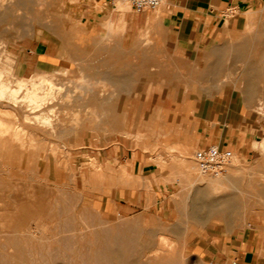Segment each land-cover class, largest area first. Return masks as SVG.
<instances>
[{
  "label": "rangeland",
  "instance_id": "rangeland-1",
  "mask_svg": "<svg viewBox=\"0 0 264 264\" xmlns=\"http://www.w3.org/2000/svg\"><path fill=\"white\" fill-rule=\"evenodd\" d=\"M104 1L106 0H42L43 4H39L37 0H13V6L7 5L5 10L0 8V30H7V33L0 34V43H6L10 51L20 58V78L39 71L71 86L73 91L80 86L76 91L86 92L90 87H97L96 84L98 87L94 89L99 90L100 81L106 80L111 83L113 90V97L110 99L100 100L97 93L90 97L88 103L81 101L68 107L70 110L67 108L66 111L65 107L56 108L58 119L54 126L61 125L57 129L64 134L60 138L49 135L43 142L45 151H36L30 165L26 164L23 157L14 168L13 178L0 166L1 179L12 187L8 194L16 193L17 187L19 190L31 187L38 196L37 203L29 209L32 214H38L32 222H16L15 228L6 233L3 232L0 221V256L11 255L17 259L20 256L21 264H82L88 257L102 255L109 258L110 264H119L124 258L126 264H150L153 256H160L161 264H176L177 260L180 261L178 264H212L195 252L194 244L199 242L196 235L205 232L203 224L211 226L209 232L216 234L227 223H234L246 233V237L252 239L254 245L261 247L263 252L255 255L259 259L256 264H264V232L241 228L239 220H235L237 216L248 214L251 215L248 223L264 228L263 131L261 140L255 141L251 159L238 160L234 154L233 163L223 176L236 172L237 176L231 184L225 185L221 193L198 202L199 206L194 207L191 215L192 218L196 217L195 221L162 222L156 216L143 213L120 216L104 206L106 198L114 196L115 188L125 185L126 175L119 172L124 164L123 160H129V156L138 151H147L148 148L156 151L159 148L156 145L153 148L147 146L151 144L150 139L155 137L153 124L158 117L162 89L174 80L163 77L174 70L170 63L155 62L156 58L151 56L149 58L152 63L144 70L146 59L138 60L135 52L131 53L116 38H102L95 45L91 40L86 43H82V39L77 40L80 29L72 18V13L81 10L84 3L98 6ZM122 1L130 3L129 0ZM120 3L122 2L119 1L118 4ZM250 14H255V18L251 16L253 20ZM250 14L246 15L239 31L227 34L219 43L207 49L202 60L196 63V80L199 83L206 80L207 86L212 82L214 91L225 89L228 95L247 98L248 105L260 118L263 128L264 110L261 112L259 104L264 105V2L258 12ZM14 28L25 33L17 35ZM50 46L53 57H48L46 61L44 56L37 55V52H43L44 49L48 51ZM225 86L226 88L221 89ZM93 109L97 113L95 119L89 114ZM77 120L80 121V128H77ZM176 148L180 151L182 147ZM165 150L172 155L169 148ZM52 151H55L54 154ZM195 151L191 149L187 155L181 151L180 153L189 158L194 174L201 175L194 161ZM173 160L170 157V161ZM126 171L128 173L127 168ZM8 204H11V200H0V210ZM12 205L18 206L17 201L14 200ZM211 216L214 218L207 220ZM215 216H224L225 219H216ZM202 237L206 239L209 236L204 233ZM119 240H127L129 243L133 241L135 245H131L138 253L134 252L132 257L128 255L126 258L123 252L110 243ZM8 263L11 264H5Z\"/></svg>",
  "mask_w": 264,
  "mask_h": 264
},
{
  "label": "crops",
  "instance_id": "crops-1",
  "mask_svg": "<svg viewBox=\"0 0 264 264\" xmlns=\"http://www.w3.org/2000/svg\"><path fill=\"white\" fill-rule=\"evenodd\" d=\"M263 2L161 0L157 9L137 13L130 3L124 10L117 8L118 2L111 4L106 0L98 6L84 3L81 10L72 13L80 29L77 40L82 39V43L91 40L95 45L102 38H116L131 53L135 52L138 60L146 59L144 70L152 63L151 56L156 58L155 62H168L174 67L171 73L163 75L174 80L162 89L158 117L153 124L155 137L147 146L159 148L141 150L129 156V160H123L119 172L126 175L125 185L116 187L114 196L109 195L108 199L104 196L105 207L120 216L143 213L156 216L162 222L195 221L196 217H191L194 207L208 198L197 193L201 188L206 191V187H190L187 173L192 164L181 153L187 155L191 149L217 146L231 150L236 159L253 157L255 141L261 140V132H264L260 118L244 96L228 95L223 89L226 86L214 91L210 81V86L206 85V80L199 83L195 67L207 49L227 34L239 31L246 15L258 12ZM49 48L37 55L47 61L48 57H53L51 46ZM102 82L110 85L109 81ZM176 146L187 150L180 148V153ZM165 148H169L172 155ZM170 157L174 160L170 161ZM250 216L240 215L235 220H239L241 228L264 232V228L247 222ZM212 218L214 216L207 220ZM203 227L205 232L195 237L199 238L194 244L195 252L212 264H256L255 255L263 252L234 223H227L216 234L209 232L211 226L203 224ZM204 233L209 237L203 238Z\"/></svg>",
  "mask_w": 264,
  "mask_h": 264
},
{
  "label": "bare ground",
  "instance_id": "bare-ground-1",
  "mask_svg": "<svg viewBox=\"0 0 264 264\" xmlns=\"http://www.w3.org/2000/svg\"><path fill=\"white\" fill-rule=\"evenodd\" d=\"M40 3H42V0H37ZM49 1V0H48ZM128 1V0H127ZM16 2V1H15ZM14 2V5H16ZM26 2V1H25ZM28 2V1H27ZM118 4L117 8L124 9L126 7V3L123 2ZM47 3V2H45ZM44 3V4H45ZM13 6V0H0V8L3 10L5 6L11 5ZM27 4V3H26ZM43 4V3H42ZM128 6V4H127ZM11 7V6H10ZM40 7H43L40 5ZM20 8V7H19ZM18 8V9H19ZM118 8V9H119ZM128 8V7H127ZM44 9V8H43ZM46 9V8H45ZM5 10V9H4ZM15 10V9H14ZM122 11V10H121ZM16 12V11H15ZM44 12V11H43ZM120 12V11H119ZM125 12V11H123ZM11 13V12H10ZM13 13V12H12ZM20 14V13H19ZM255 15V14H253ZM250 14V17L252 16ZM8 16V15H7ZM123 16V15H122ZM251 19L253 20V17ZM4 23V22H3ZM18 25V24H17ZM111 27V24H109ZM19 26V25H18ZM17 26V27H18ZM108 26V24H107ZM253 26V25H252ZM10 27V26H9ZM20 28V27H19ZM16 29V30H15ZM21 29V28H20ZM10 30V29H9ZM16 31L17 35L22 36L24 34V31H21L17 28L13 29ZM22 30V29H21ZM122 30V29H121ZM11 32V31H9ZM24 32V33H23ZM7 33V30H0V34ZM30 33V32H29ZM6 36V35H5ZM24 36V35H23ZM25 38V37H24ZM22 40V39H21ZM241 52V51H240ZM235 53V52H234ZM246 53V52H245ZM240 54V53H239ZM242 57V56H241ZM245 58V57H244ZM242 58V59H244ZM19 57L16 56L14 53H12L9 49V46L1 42L0 43V166L5 170L6 173H8V176L10 178H13L14 176V168L21 162V159L24 157L26 159V164L30 165L32 163V160L36 154V151L44 152L45 146L43 145V142L47 139L49 135H57L58 137L64 132H59L57 127L54 126L55 121L58 119V109L64 108L65 110L68 107L75 106L79 102L87 101L85 103H88V100L93 95L98 96V99H110L112 98L111 95L113 93L110 92V89L112 88L111 83L110 85L107 84L108 82H102L100 84V89L96 90L90 87V90L84 92L83 91H73L74 89H71L69 85H64L63 83H60L57 81V79L53 76H49L47 73L44 72H36L31 76L27 77H21L19 76L18 71V65H19ZM86 80V79H85ZM87 81V80H86ZM107 81V80H106ZM253 82V81H252ZM251 82V83H252ZM223 83V81H222ZM78 83L76 82V85ZM82 85V84H81ZM98 87V84H96ZM111 87H109V86ZM253 85V83L251 84ZM90 86V85H89ZM88 86V88H89ZM222 86V85H221ZM254 86V85H253ZM96 87V88H97ZM73 88V87H72ZM253 88V87H252ZM112 90V89H111ZM252 91V89H251ZM76 95H73V94ZM77 93H80L77 95ZM246 93V92H245ZM251 93V92H250ZM256 93V92H255ZM254 93V94H255ZM248 94V93H247ZM246 96V95H245ZM247 99V98H246ZM255 99V98H254ZM259 101V100H258ZM260 103V102H258ZM79 106V105H77ZM256 106V105H255ZM259 107L262 110H264V105L261 103L259 104ZM92 109V108H91ZM67 110H70L69 108ZM66 110V111H67ZM76 110V109H75ZM90 110V109H89ZM94 110V109H93ZM91 110L90 117L94 118L97 116L96 111ZM79 111V109H78ZM87 112V110L85 111ZM98 112V111H97ZM68 113V112H67ZM72 113V112H71ZM76 113V112H75ZM80 113V112H79ZM99 113V112H98ZM70 114V111L68 115ZM74 115V113H72ZM85 114V113H83ZM101 114V113H100ZM77 115V113H76ZM75 116V115H74ZM88 116V115H87ZM86 116V118H88ZM76 117V116H75ZM78 117V116H77ZM82 117V116H81ZM85 118V119H86ZM98 119V118H96ZM80 120V119H79ZM77 120L78 126L80 124V121ZM93 120V119H91ZM59 121V120H58ZM76 121V120H73ZM85 121V120H84ZM97 121V120H96ZM73 123V122H71ZM74 123V124H77ZM83 123V122H82ZM73 125V124H71ZM61 126V125H60ZM59 126V127H60ZM58 127V128H59ZM64 127V126H63ZM80 128V127H79ZM61 129V128H60ZM63 129V128H62ZM73 129V128H72ZM70 130V129H69ZM66 131V130H65ZM68 131V130H67ZM66 131V132H67ZM77 131V130H76ZM79 132V131H78ZM68 135V133H67ZM69 135L70 134L69 132ZM140 136V135H139ZM39 137V138H38ZM54 137V136H53ZM68 137V136H67ZM56 139V137H54ZM60 138V137H59ZM57 138V139H59ZM63 139V138H62ZM69 139V138H68ZM65 140V139H63ZM42 142V144H41ZM59 144V143H58ZM54 144H52L53 147ZM63 145V144H62ZM58 147V146H56ZM54 147V149L56 148ZM65 147V146H64ZM51 148V147H50ZM53 149V148H51ZM57 150V149H56ZM51 151V150H50ZM49 152V151H48ZM55 151H52V153ZM58 152V151H57ZM51 153V152H50ZM54 154V153H53ZM56 156V155H55ZM42 163V162H41ZM196 164V163H195ZM33 166V165H32ZM190 166V165H189ZM197 167V166H196ZM189 168V167H188ZM198 169V167H197ZM191 170V171H190ZM123 171V170H122ZM180 171V170H179ZM194 168L193 166L189 169L188 174L187 172H183L184 174L187 173L190 176V187L195 185L197 188L200 186H205L206 191L204 188H201L198 190L197 195H200L202 197H212L213 195L221 193V191L224 189L226 184H231L233 182V179L237 176V172L233 174H229L227 176L223 177H214L210 175H205L201 173V175H195L194 174ZM182 172V171H181ZM196 172V171H195ZM125 173V172H124ZM177 173V172H175ZM181 173V174H183ZM199 173V172H198ZM240 173V172H238ZM179 174V173H178ZM38 175V174H37ZM123 175V174H122ZM241 175V174H240ZM175 176V175H173ZM242 176V175H241ZM180 177V175H179ZM240 177V176H239ZM0 176V200H11V204H8L4 206L0 210V224L2 225L3 232H10L12 229L15 228L16 222H20L23 220V222L30 223L34 220V218L37 217L38 214L31 213L30 207L35 205L38 201V196L36 192H33L31 187H23L24 189L19 190L17 187L16 193L10 195L8 194V191L10 188H12L9 183L3 182ZM6 179V178H5ZM184 179V177H183ZM186 179V177H185ZM184 179V181H186ZM245 179V178H244ZM175 180V179H174ZM177 180V179H176ZM18 181V180H17ZM173 181V180H172ZM244 182H246L244 180ZM187 183V181H186ZM35 184V183H34ZM238 185V183H237ZM250 186V185H249ZM189 187V186H188ZM235 187V186H234ZM243 188V187H242ZM16 189V188H15ZM14 189V190H15ZM252 189V188H251ZM227 191V190H225ZM238 192V191H235ZM205 193V195H204ZM241 194V193H240ZM260 197V196H259ZM207 198V199H208ZM232 198V197H231ZM17 201L18 206L13 207V202ZM7 204V203H6ZM54 205V204H53ZM218 205V204H217ZM222 205V204H221ZM1 206V205H0ZM60 207V206H59ZM54 208V207H53ZM60 209V208H58ZM62 209V208H61ZM60 209V210H61ZM223 210V209H222ZM51 211V210H50ZM63 211V210H62ZM56 212V211H55ZM59 213V211H57ZM231 212V211H230ZM57 214V213H56ZM70 214V213H69ZM44 215V214H43ZM54 215V214H53ZM45 216V215H44ZM66 216V215H65ZM42 217V215H41ZM56 217V216H54ZM57 218V217H56ZM73 218V217H72ZM222 218V217H221ZM48 219V218H47ZM51 219V218H50ZM49 220V219H48ZM52 220V219H51ZM39 221V220H38ZM40 222V221H39ZM45 222V221H44ZM53 222V221H52ZM46 223V222H45ZM55 223V221H54ZM22 224V223H21ZM85 225V224H83ZM19 226V225H18ZM35 226V225H34ZM95 226V225H94ZM93 227V226H92ZM91 227V228H92ZM44 228V226H43ZM59 228V227H58ZM79 228V227H78ZM133 228V226H132ZM79 230V229H78ZM82 230V229H81ZM86 230V229H85ZM82 230V231H85ZM89 231V230H87ZM36 232V231H35ZM43 232V231H42ZM5 233V234H6ZM27 233V232H26ZM56 233V232H55ZM58 233V232H57ZM86 233V232H85ZM84 233V234H85ZM41 234V233H40ZM60 234V233H59ZM104 234V233H103ZM10 235V234H9ZM15 235V234H14ZM47 235V234H46ZM63 235V234H62ZM94 236V234H92ZM2 236V235H1ZM7 236V234H6ZM58 236V235H56ZM82 236V235H81ZM29 237V236H28ZM50 237V236H49ZM62 237V236H61ZM85 237V236H84ZM88 237V236H87ZM92 237V236H91ZM30 238V237H29ZM55 238V237H54ZM90 239V238H89ZM13 240V239H12ZM21 240V239H20ZM42 240V239H41ZM40 240V241H41ZM61 240V239H60ZM25 241V240H24ZM82 241V239H81ZM86 241V239H84ZM92 241V240H91ZM130 241V240H129ZM22 242V241H21ZM26 242V241H25ZM59 242V241H57ZM78 242V241H77ZM1 243V242H0ZM60 243V242H59ZM75 243V241H74ZM81 243V242H80ZM79 243V244H80ZM111 244L115 245L118 248V251L123 252L127 258L128 255L133 254L134 252H137L132 245L133 241L129 243L127 240H119L117 242H110ZM3 244V243H2ZM25 244V243H23ZM28 244V243H27ZM36 244V243H35ZM34 244V246H35ZM53 245V243H51ZM56 244V243H55ZM54 244V245H55ZM61 244V243H60ZM70 244V243H69ZM11 245V244H10ZM16 246V244H14ZM49 245V244H48ZM99 245V244H98ZM109 245V244H108ZM107 245V246H108ZM14 246V247H15ZM50 246V245H49ZM47 246V247H49ZM77 246V245H76ZM89 246V245H88ZM100 246V245H99ZM106 246V247H107ZM110 246V245H109ZM79 247V246H78ZM84 247V246H83ZM20 248V247H19ZM36 248V247H35ZM46 248V247H45ZM67 248V247H66ZM77 248V247H76ZM89 248V247H88ZM103 248V247H102ZM113 248V246H112ZM22 249V247H21ZM38 249V248H37ZM42 249V248H41ZM49 250V248H47ZM52 249V247H51ZM55 249V248H54ZM53 249V250H54ZM78 249V248H77ZM81 249V248H79ZM20 250V249H18ZM91 250V249H90ZM89 250V251H90ZM139 250V249H138ZM24 251V249H23ZM77 251V250H76ZM101 251V250H100ZM55 252V251H54ZM58 252V251H57ZM70 252V251H69ZM74 252V251H73ZM86 252V251H85ZM91 252V251H90ZM102 252V251H101ZM100 252V253H101ZM11 253H14L11 251ZM116 253V252H115ZM138 253V252H137ZM8 254V253H7ZM24 254V253H23ZM37 254V253H36ZM48 254V253H46ZM82 254V253H81ZM98 254V253H97ZM118 254V253H117ZM143 254V253H141ZM21 255V254H20ZM38 255V254H37ZM45 255V254H44ZM78 255V254H77ZM88 255V254H87ZM93 255V254H92ZM122 255V254H121ZM146 255V254H144ZM170 255V254H169ZM50 257V255H48ZM52 256V255H51ZM67 256V255H66ZM83 256V254L81 255ZM106 256V255H105ZM102 255V257H94L91 256L90 258L86 260L84 264H110V260L108 257H105ZM115 256V255H114ZM119 256V255H118ZM136 256H138L136 254ZM13 258V256L8 255L7 257L0 256V262L5 264L7 262H11V264H21V258L20 256ZM24 257V255H23ZM132 257V255H131ZM183 257V256H182ZM25 258V257H24ZM34 258V257H33ZM51 258V257H50ZM49 258V259H50ZM64 258V257H63ZM84 260L85 257L83 256ZM36 259H38L36 257ZM44 259V258H42ZM80 259V258H79ZM82 259V258H81ZM129 259V258H128ZM142 259V258H141ZM151 259V258H150ZM27 260V259H26ZM24 260V261H26ZM31 260V258L29 259ZM34 260V259H33ZM63 260V259H62ZM74 260V259H73ZM83 260V259H82ZM116 260V259H115ZM126 259L124 258L119 264H126ZM184 260V259H183ZM32 261V260H31ZM39 261V260H38ZM47 261V260H46ZM128 261V260H127ZM177 260V263L178 264ZM28 262V261H27ZM37 262V261H36ZM44 262V261H43ZM112 262V261H111ZM180 262V261H179ZM29 263V262H28ZM82 263V264H83ZM183 263V261H182ZM9 264V263H8ZM31 264V263H30ZM35 264V263H34ZM56 264V263H55ZM66 264V262L64 263ZM73 264V263H72ZM112 264V263H111ZM116 264V263H115ZM148 264V263H147ZM150 264H161L160 256L159 258L157 256H153V258L150 260ZM174 264V263H173ZM186 264V263H185Z\"/></svg>",
  "mask_w": 264,
  "mask_h": 264
},
{
  "label": "built area",
  "instance_id": "built-area-1",
  "mask_svg": "<svg viewBox=\"0 0 264 264\" xmlns=\"http://www.w3.org/2000/svg\"><path fill=\"white\" fill-rule=\"evenodd\" d=\"M122 0H109L111 4ZM134 11L142 13L147 10H155L161 0H129ZM234 153L231 150L211 146L207 149H198L194 152V161L199 171L205 175L220 177L227 173L232 165Z\"/></svg>",
  "mask_w": 264,
  "mask_h": 264
}]
</instances>
